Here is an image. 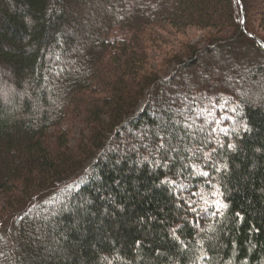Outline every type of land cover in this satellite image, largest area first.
I'll list each match as a JSON object with an SVG mask.
<instances>
[{
  "label": "trees",
  "instance_id": "1",
  "mask_svg": "<svg viewBox=\"0 0 264 264\" xmlns=\"http://www.w3.org/2000/svg\"><path fill=\"white\" fill-rule=\"evenodd\" d=\"M167 26L209 32L159 71ZM259 28L264 0H0V264H264Z\"/></svg>",
  "mask_w": 264,
  "mask_h": 264
},
{
  "label": "rangeland",
  "instance_id": "2",
  "mask_svg": "<svg viewBox=\"0 0 264 264\" xmlns=\"http://www.w3.org/2000/svg\"><path fill=\"white\" fill-rule=\"evenodd\" d=\"M260 2V1H259ZM263 6V5H262ZM108 9V7H106ZM159 31V29H156ZM256 31L264 37V28L256 29ZM209 32V30H200L198 28H188V29H176L172 27H165L163 30L160 31V34L162 36V39L160 41H151L150 48H149V55H150V64L152 65L153 69L162 71L166 68L164 57L165 53L171 52L172 50H175L177 52L181 51V47L185 43L190 44H199L202 45L205 41V36ZM244 65V64H242ZM260 92L258 93V99L260 96ZM223 96V95H222ZM257 97V96H256ZM202 96L198 95V100H201ZM214 100H205L206 109H210L211 107H214L212 102ZM220 104L218 105V109L220 111H223L225 106H229L230 111H223L222 116H231V112L234 109V104H230L228 98L225 96L222 97V99L219 101ZM217 128L219 131H227L228 126L227 125H221L220 120L217 123ZM78 134V131L77 133ZM76 134L74 136H76ZM195 210H197V222L200 226L204 227L207 224L210 223V221L213 219L215 212L210 210L207 207L204 206H197L195 207Z\"/></svg>",
  "mask_w": 264,
  "mask_h": 264
},
{
  "label": "snow or ice",
  "instance_id": "3",
  "mask_svg": "<svg viewBox=\"0 0 264 264\" xmlns=\"http://www.w3.org/2000/svg\"><path fill=\"white\" fill-rule=\"evenodd\" d=\"M205 175H206V173H205Z\"/></svg>",
  "mask_w": 264,
  "mask_h": 264
}]
</instances>
